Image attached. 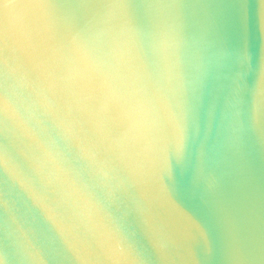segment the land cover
I'll list each match as a JSON object with an SVG mask.
<instances>
[{"label":"water","instance_id":"water-1","mask_svg":"<svg viewBox=\"0 0 264 264\" xmlns=\"http://www.w3.org/2000/svg\"><path fill=\"white\" fill-rule=\"evenodd\" d=\"M0 264H264V0H0Z\"/></svg>","mask_w":264,"mask_h":264}]
</instances>
